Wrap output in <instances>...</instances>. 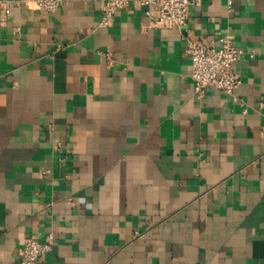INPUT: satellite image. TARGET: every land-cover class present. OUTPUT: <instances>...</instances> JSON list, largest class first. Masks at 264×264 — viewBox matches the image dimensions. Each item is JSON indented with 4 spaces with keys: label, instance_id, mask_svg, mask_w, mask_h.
<instances>
[{
    "label": "crops",
    "instance_id": "1",
    "mask_svg": "<svg viewBox=\"0 0 264 264\" xmlns=\"http://www.w3.org/2000/svg\"><path fill=\"white\" fill-rule=\"evenodd\" d=\"M5 1L0 264L49 235L37 264H264V0H205L183 29L138 3L99 28L105 0ZM227 34L241 84L199 98L184 38Z\"/></svg>",
    "mask_w": 264,
    "mask_h": 264
},
{
    "label": "built area",
    "instance_id": "2",
    "mask_svg": "<svg viewBox=\"0 0 264 264\" xmlns=\"http://www.w3.org/2000/svg\"><path fill=\"white\" fill-rule=\"evenodd\" d=\"M205 0H105L102 8V17L99 28H110L113 25L115 14L126 10L138 3L147 18L146 28L183 29L193 8L200 7ZM212 1V0H208ZM33 3L43 14H53L63 5L64 0H20L17 5ZM8 2H1L7 5ZM233 0H228V11H232ZM8 13V9H5ZM185 54L190 59L189 76L194 84V92L202 98L208 89L219 91L226 97H233L240 86L241 80L237 76L236 65L243 52L235 47L227 34L216 43H209L186 36ZM58 50L64 47L59 45ZM109 65L114 63L110 51L99 52ZM54 241L49 235L41 243L28 238L19 260L15 264H37L39 260L52 252Z\"/></svg>",
    "mask_w": 264,
    "mask_h": 264
}]
</instances>
